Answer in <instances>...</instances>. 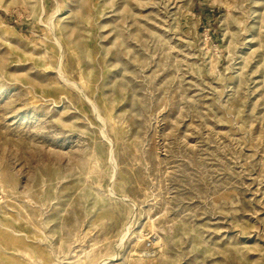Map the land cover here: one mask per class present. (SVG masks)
I'll use <instances>...</instances> for the list:
<instances>
[{
	"label": "rangeland",
	"instance_id": "obj_1",
	"mask_svg": "<svg viewBox=\"0 0 264 264\" xmlns=\"http://www.w3.org/2000/svg\"><path fill=\"white\" fill-rule=\"evenodd\" d=\"M0 264H264V0H0Z\"/></svg>",
	"mask_w": 264,
	"mask_h": 264
}]
</instances>
